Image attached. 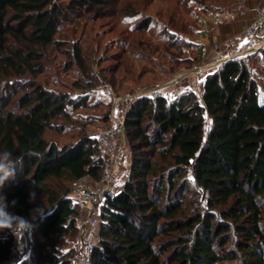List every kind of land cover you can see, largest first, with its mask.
Segmentation results:
<instances>
[{
    "label": "trees",
    "instance_id": "1",
    "mask_svg": "<svg viewBox=\"0 0 264 264\" xmlns=\"http://www.w3.org/2000/svg\"><path fill=\"white\" fill-rule=\"evenodd\" d=\"M112 1L0 0V151L24 155L3 192L8 210L33 226L29 250L15 260L14 235L0 230V264L74 262L82 229L71 185L99 180L106 159L94 135L65 145L45 138L54 118L87 97L52 91L34 77L45 70L40 48L69 13L104 14ZM126 128L132 167L102 206L91 264H264V99L244 57L209 72L202 96H140ZM30 192L47 196L42 215ZM58 233L79 234L80 243L50 263L46 247Z\"/></svg>",
    "mask_w": 264,
    "mask_h": 264
},
{
    "label": "rangeland",
    "instance_id": "2",
    "mask_svg": "<svg viewBox=\"0 0 264 264\" xmlns=\"http://www.w3.org/2000/svg\"><path fill=\"white\" fill-rule=\"evenodd\" d=\"M238 1L113 0L104 14L86 8L69 13L59 25L54 41L40 48V62L45 70L34 79L52 91L85 96L87 102L79 107L67 106L69 114L54 118L45 138L65 145L77 142L87 133L99 140L100 132L118 117L126 116L140 96L162 93L173 98L192 90L189 72L206 59L198 41L204 35L203 24L213 11L233 9ZM239 56L249 64L264 99V51ZM114 143L119 151L120 170L112 186L119 189L132 167V149L127 132L122 141ZM201 201L205 204L203 197ZM32 202L37 209L48 205L44 194H35ZM25 220L31 228L22 236L18 234L11 260L25 254L31 245L33 226ZM48 243L46 249L52 255L48 261L54 263L61 252L79 245L80 236L58 233Z\"/></svg>",
    "mask_w": 264,
    "mask_h": 264
},
{
    "label": "built area",
    "instance_id": "3",
    "mask_svg": "<svg viewBox=\"0 0 264 264\" xmlns=\"http://www.w3.org/2000/svg\"><path fill=\"white\" fill-rule=\"evenodd\" d=\"M249 1L239 0L233 9L213 11L203 24L202 31L208 34L221 25L245 18L249 10ZM244 32L247 37L244 45L237 48H223L216 45L213 48L215 54L212 59L200 61L190 70V85L198 95L202 96L206 75L212 69L231 57L253 53L264 47V0H260L256 15L246 24ZM208 50L209 47L205 45L203 52L206 54ZM126 132L125 115L115 119L113 125L104 128L99 135V144L106 151L107 168L103 177L92 181L84 176L75 180L71 185L69 196L80 210L77 224L82 229L81 243L73 254L75 264H91L93 251L100 244L102 206L107 196H113L118 190L112 186V180L120 170L119 151L114 142L122 141ZM17 236L14 235V247L17 244Z\"/></svg>",
    "mask_w": 264,
    "mask_h": 264
},
{
    "label": "clouds",
    "instance_id": "4",
    "mask_svg": "<svg viewBox=\"0 0 264 264\" xmlns=\"http://www.w3.org/2000/svg\"><path fill=\"white\" fill-rule=\"evenodd\" d=\"M24 155L14 156L8 150L0 151V230L9 229L14 235L22 236L25 231L31 228V225L25 218L13 215L8 211L10 205L7 202V197L3 192L5 185L9 181H14L17 170L23 167ZM30 202L34 200L35 194L29 193ZM16 201H12L11 206L14 207ZM34 211L42 215V209Z\"/></svg>",
    "mask_w": 264,
    "mask_h": 264
},
{
    "label": "crops",
    "instance_id": "5",
    "mask_svg": "<svg viewBox=\"0 0 264 264\" xmlns=\"http://www.w3.org/2000/svg\"><path fill=\"white\" fill-rule=\"evenodd\" d=\"M260 4V0H250L249 10L245 18H240L234 22L221 25L205 34L198 39L199 44H201V49L207 45L209 50L206 54H203L207 60L212 59L215 52L213 48L219 45L223 48H237L245 44L247 37L245 35L246 24L255 17L257 8Z\"/></svg>",
    "mask_w": 264,
    "mask_h": 264
}]
</instances>
